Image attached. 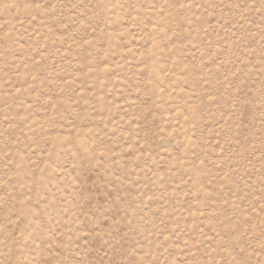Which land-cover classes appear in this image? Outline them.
<instances>
[{"label":"rangeland","instance_id":"1","mask_svg":"<svg viewBox=\"0 0 264 264\" xmlns=\"http://www.w3.org/2000/svg\"><path fill=\"white\" fill-rule=\"evenodd\" d=\"M0 264H264V0H0Z\"/></svg>","mask_w":264,"mask_h":264}]
</instances>
